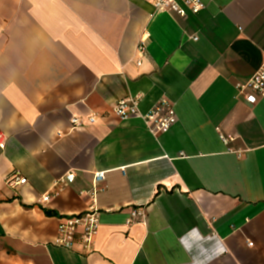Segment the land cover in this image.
<instances>
[{
  "label": "crops",
  "instance_id": "0c3cea01",
  "mask_svg": "<svg viewBox=\"0 0 264 264\" xmlns=\"http://www.w3.org/2000/svg\"><path fill=\"white\" fill-rule=\"evenodd\" d=\"M200 1L180 18L154 0H0V264H264V98L238 96L264 64V0ZM130 95L143 115L167 98L178 122L155 137L118 120ZM100 172L93 252L58 247Z\"/></svg>",
  "mask_w": 264,
  "mask_h": 264
},
{
  "label": "built area",
  "instance_id": "2783aa9c",
  "mask_svg": "<svg viewBox=\"0 0 264 264\" xmlns=\"http://www.w3.org/2000/svg\"><path fill=\"white\" fill-rule=\"evenodd\" d=\"M152 6L156 13H167L169 15H176L180 18H185L189 14L199 13L204 11L206 5L200 0H154ZM197 39V38H196ZM137 47V55L139 56L138 66L142 65V61L147 57V48L145 37ZM238 96L243 97L247 103L254 105L264 98V64L255 73V75L244 85L238 89ZM142 96H129L116 103L113 108L114 115L122 122L130 121L131 118H140L149 129L150 133L155 137L160 136L163 132L170 130L177 122L175 107L167 98H162L158 104L143 115L140 112L143 104ZM99 115H92L87 119L73 117L71 122L74 129H82L86 126H92L98 123ZM7 138L4 134H0V149H5ZM226 141H228L226 139ZM225 141V142H226ZM75 174L69 172L65 177L56 180L52 184V189L43 195L39 203L47 204L54 197L59 195L75 181ZM105 182V173L100 172L94 175L92 188L87 192L92 204L85 213L72 215L68 218L60 219L58 227V238L56 245L65 250L71 251L75 248L81 249L84 254L93 252V243L100 226L99 211L97 209V194L103 188ZM27 184V179L22 177L18 172H13L6 178V185L17 189L21 185ZM132 223L138 218H144L143 212L133 211ZM252 246V244H249Z\"/></svg>",
  "mask_w": 264,
  "mask_h": 264
}]
</instances>
